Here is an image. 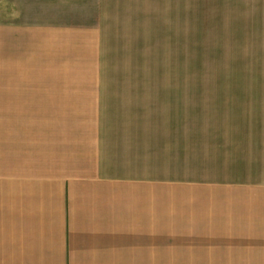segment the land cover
Instances as JSON below:
<instances>
[{
	"label": "crops",
	"instance_id": "crops-1",
	"mask_svg": "<svg viewBox=\"0 0 264 264\" xmlns=\"http://www.w3.org/2000/svg\"><path fill=\"white\" fill-rule=\"evenodd\" d=\"M17 2L0 264H264V0Z\"/></svg>",
	"mask_w": 264,
	"mask_h": 264
},
{
	"label": "rangeland",
	"instance_id": "rangeland-1",
	"mask_svg": "<svg viewBox=\"0 0 264 264\" xmlns=\"http://www.w3.org/2000/svg\"><path fill=\"white\" fill-rule=\"evenodd\" d=\"M19 4L18 0H11ZM21 2V0H20ZM8 0H0V22L7 20L10 8L8 7ZM8 13V14H7ZM12 14V13H10ZM11 17V16H10ZM198 38H193L192 44V67L186 69L177 68L174 70L176 76H190L193 78L198 77H223V76H264L263 69H235V68H200L198 66Z\"/></svg>",
	"mask_w": 264,
	"mask_h": 264
}]
</instances>
